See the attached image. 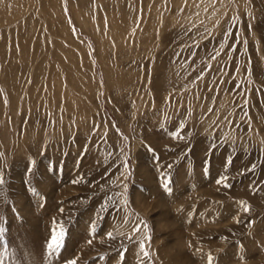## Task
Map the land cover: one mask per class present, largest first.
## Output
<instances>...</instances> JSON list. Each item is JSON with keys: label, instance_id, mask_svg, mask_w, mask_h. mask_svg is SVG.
I'll return each mask as SVG.
<instances>
[{"label": "rangeland", "instance_id": "rangeland-1", "mask_svg": "<svg viewBox=\"0 0 264 264\" xmlns=\"http://www.w3.org/2000/svg\"><path fill=\"white\" fill-rule=\"evenodd\" d=\"M206 4L0 0L4 264H264V0Z\"/></svg>", "mask_w": 264, "mask_h": 264}, {"label": "snow or ice", "instance_id": "snow-or-ice-1", "mask_svg": "<svg viewBox=\"0 0 264 264\" xmlns=\"http://www.w3.org/2000/svg\"><path fill=\"white\" fill-rule=\"evenodd\" d=\"M165 3H167V0H165ZM200 3L203 4L204 3V0H200ZM235 3V0H207V4L205 5L204 7V11L205 12H208L209 9H211V11L213 12H217L219 13V15H227V8L229 7V5H232ZM187 4V0H185V5ZM217 4H220L223 6L224 10L221 11V9L217 8ZM180 11L182 12L183 11V8L180 9ZM197 15H199V13H197ZM249 15H251V13H249ZM233 20L236 19L235 16L232 17ZM203 23V22H202ZM228 33L226 32L225 33V36H227ZM195 43V41H194ZM243 43L246 45L247 44V41H243ZM232 47L229 46V51H232ZM225 55H227V53H225ZM213 59L215 58V56L212 57ZM203 78V73H201L200 75H198L197 79H202ZM237 87H239V85H237ZM259 91V90H258ZM174 135H176L178 138H182L179 136L178 133H174ZM124 139L126 140L127 137H124ZM214 147V146H213ZM43 151L44 149H42L41 151V154H43ZM149 151H152L154 153V149H151V147L149 146ZM157 158L155 157L154 155V160H156ZM228 162L226 161V164ZM205 165L208 166L209 165V162L206 160L205 161ZM35 167H36V161L35 160H32V161H29V168H28V171L33 173L34 175V170H35ZM169 168L171 167V165L168 166ZM252 168L254 169L255 168V165H252ZM49 170H59V166L58 165H55L52 161H49ZM162 179V184H161V187L163 188V190L168 193V194H171L172 193V188H171V184H172V180L170 178V176H166V175H162L161 177ZM228 178L226 176L224 177H219L217 178V183H224ZM5 183V179H4V175H3V172H0V185H3ZM25 186H26V190L27 191H30L32 193V195L34 196H37L39 197L41 195V193H39L36 189L34 188H29L28 187V182L26 181L25 182ZM226 186H229L230 185H226ZM45 199V202H46V197L44 198ZM241 203V206H242V210L245 212V213H249L250 212V206L247 205L246 203L244 202H240ZM61 213L63 212V208H61L59 210ZM14 216H17L18 215V212L17 213H14L13 214ZM21 220L23 219L22 217H19ZM240 220L237 219V223H239ZM53 223H59L57 221H53ZM248 224L251 226V225H254L255 224V221L253 220H249L248 221ZM93 226L90 225V229L92 228ZM142 227H147L146 224H136L133 229H132V232L133 233H137V232H140L141 231V228ZM9 230V225H8V222H7V217H4V223L3 224H0V237H4L5 236V233ZM50 231V235L46 238L45 240V243H44V248L47 250L48 252V255L49 257L55 255L56 252L60 251L63 247V242L64 240L66 239V236H67V230L65 229L64 225L61 223L59 225V228H56V227H51L49 229ZM107 235L114 239V237L112 236V233H107ZM129 239H131L132 237H128ZM147 239L150 240V236L147 237ZM89 243H91V240L88 241ZM191 247V245H189ZM8 247H16L17 248V251L20 252V255L17 257V259H19L21 261V264H28L27 261H24L23 259V252L22 250L19 249V246L18 245H13L11 243V241H9L8 243ZM139 247H140V257H141V260H140V264H143V258H148L150 257V253L149 251L146 249V245L144 243V241H141L140 244H139ZM197 252H201L202 253V249L201 248H197L196 249ZM125 254H126V250H123L119 253V256L121 258V260H123L125 258ZM203 258V256H202ZM31 259V257H30ZM206 259H207V264H214V261L216 260V258L211 254V252L207 253L206 254ZM241 259H243V257H241ZM0 264H4V261L3 260H0ZM65 264H77L76 260L75 259H72V260H68L65 262Z\"/></svg>", "mask_w": 264, "mask_h": 264}]
</instances>
